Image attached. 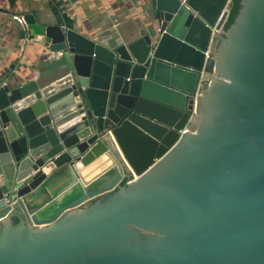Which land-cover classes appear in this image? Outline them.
<instances>
[{
  "label": "water",
  "instance_id": "water-1",
  "mask_svg": "<svg viewBox=\"0 0 264 264\" xmlns=\"http://www.w3.org/2000/svg\"><path fill=\"white\" fill-rule=\"evenodd\" d=\"M240 4L225 30L230 0H150L129 41L24 14L52 55L0 78V264H264V0Z\"/></svg>",
  "mask_w": 264,
  "mask_h": 264
},
{
  "label": "crops",
  "instance_id": "crops-1",
  "mask_svg": "<svg viewBox=\"0 0 264 264\" xmlns=\"http://www.w3.org/2000/svg\"><path fill=\"white\" fill-rule=\"evenodd\" d=\"M149 4L150 0H0V78L27 82L48 77L42 72L52 54L39 56L36 43L21 36V25L12 18L15 13L60 21L85 35L129 41L144 33Z\"/></svg>",
  "mask_w": 264,
  "mask_h": 264
},
{
  "label": "trees",
  "instance_id": "trees-1",
  "mask_svg": "<svg viewBox=\"0 0 264 264\" xmlns=\"http://www.w3.org/2000/svg\"><path fill=\"white\" fill-rule=\"evenodd\" d=\"M241 7L240 0H231L230 9L226 21L224 22L223 28L226 30L234 21L238 11ZM71 26L72 24H68Z\"/></svg>",
  "mask_w": 264,
  "mask_h": 264
},
{
  "label": "built area",
  "instance_id": "built-area-1",
  "mask_svg": "<svg viewBox=\"0 0 264 264\" xmlns=\"http://www.w3.org/2000/svg\"><path fill=\"white\" fill-rule=\"evenodd\" d=\"M226 5H228V4H226ZM226 5H225V7H226ZM12 18L14 20H16L21 25L22 28L25 26V19H24L23 14L15 13L12 15ZM63 27H65V26L63 25Z\"/></svg>",
  "mask_w": 264,
  "mask_h": 264
},
{
  "label": "bare ground",
  "instance_id": "bare-ground-1",
  "mask_svg": "<svg viewBox=\"0 0 264 264\" xmlns=\"http://www.w3.org/2000/svg\"><path fill=\"white\" fill-rule=\"evenodd\" d=\"M231 1V0H230Z\"/></svg>",
  "mask_w": 264,
  "mask_h": 264
}]
</instances>
